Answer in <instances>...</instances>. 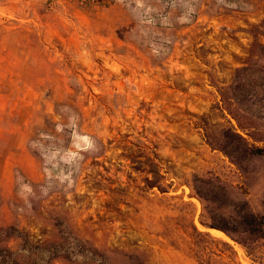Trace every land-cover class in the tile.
I'll use <instances>...</instances> for the list:
<instances>
[{
	"label": "rangeland",
	"instance_id": "obj_1",
	"mask_svg": "<svg viewBox=\"0 0 264 264\" xmlns=\"http://www.w3.org/2000/svg\"><path fill=\"white\" fill-rule=\"evenodd\" d=\"M42 2L0 22V228L146 264H264V238L211 228L264 215V157L223 151L227 130L264 147L263 92L242 106L232 89L264 64V0Z\"/></svg>",
	"mask_w": 264,
	"mask_h": 264
},
{
	"label": "trees",
	"instance_id": "obj_2",
	"mask_svg": "<svg viewBox=\"0 0 264 264\" xmlns=\"http://www.w3.org/2000/svg\"><path fill=\"white\" fill-rule=\"evenodd\" d=\"M261 49V56L264 60V46ZM237 74L239 76H253L250 81L237 83L232 88L240 105L245 106L250 103L249 94L253 92L252 86L256 90H261L264 96V64H251L243 67ZM241 95L245 97L240 98ZM224 140V153L241 166L243 162L249 161L254 157H264V147L259 148L249 145L241 135L232 130L225 132ZM195 182L209 186L212 189L210 193L216 191L215 180L196 177ZM217 185L220 186V184ZM195 191L200 199L206 200V196L200 189L195 187ZM211 228L222 231L232 239H237V241H242V239L237 237L262 239L264 238V215L246 211L242 214L241 219L237 221L234 228H231L227 222L224 224H211ZM1 236L6 241L12 238L19 239L21 240V245L16 251L7 246L0 247V264H54L55 261H61L64 264H146L143 257L139 254L103 251L80 241H77V244L71 250L63 241L57 244L33 242L28 236L13 227L0 228ZM73 253L80 256L82 261L76 262L73 258Z\"/></svg>",
	"mask_w": 264,
	"mask_h": 264
},
{
	"label": "crops",
	"instance_id": "obj_3",
	"mask_svg": "<svg viewBox=\"0 0 264 264\" xmlns=\"http://www.w3.org/2000/svg\"><path fill=\"white\" fill-rule=\"evenodd\" d=\"M43 0H0V22L10 18L20 21H32L31 11L38 10L43 5ZM72 12L79 18H84L86 12L78 7H73ZM3 20V21H2Z\"/></svg>",
	"mask_w": 264,
	"mask_h": 264
},
{
	"label": "bare ground",
	"instance_id": "obj_4",
	"mask_svg": "<svg viewBox=\"0 0 264 264\" xmlns=\"http://www.w3.org/2000/svg\"><path fill=\"white\" fill-rule=\"evenodd\" d=\"M214 233H217V234H220L221 236L225 237V238H228L224 233L222 232H219V231H216V230H213Z\"/></svg>",
	"mask_w": 264,
	"mask_h": 264
},
{
	"label": "built area",
	"instance_id": "obj_5",
	"mask_svg": "<svg viewBox=\"0 0 264 264\" xmlns=\"http://www.w3.org/2000/svg\"><path fill=\"white\" fill-rule=\"evenodd\" d=\"M49 1H53V0H49ZM78 1H81V2H90L91 0H78Z\"/></svg>",
	"mask_w": 264,
	"mask_h": 264
}]
</instances>
